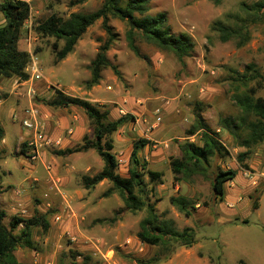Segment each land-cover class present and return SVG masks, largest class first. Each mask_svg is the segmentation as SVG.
I'll return each mask as SVG.
<instances>
[{
	"label": "rangeland",
	"instance_id": "374dc122",
	"mask_svg": "<svg viewBox=\"0 0 264 264\" xmlns=\"http://www.w3.org/2000/svg\"><path fill=\"white\" fill-rule=\"evenodd\" d=\"M26 1L31 17L19 48L31 55L30 79L24 83L0 79V94L6 95L0 100V125L6 133L0 141V191L4 192L0 206L7 213V226L13 216L28 218L38 210L50 213L51 228L47 234L36 231L37 251L17 250L19 262L83 264L89 257L90 264H264V143L240 164L239 155L247 150L219 127L221 118L239 113L230 81L234 72L244 73L255 64L264 76V22L251 28L252 41L241 49L222 43L211 30L214 22L229 14L243 15V5L256 0H224L218 6L211 0H153L150 14L166 13L173 34H187L195 43L194 52L183 62L140 41L142 57H138L126 40V23L111 19L118 36L108 57L121 75L109 68L91 90L86 87L89 66L106 39L102 22L92 26L74 52L59 63L53 48L56 40L42 38L36 28L52 14L68 18L94 12L103 0L76 7L70 6L72 0ZM4 23L0 13V26ZM33 60L40 79L33 74ZM58 90L110 111L109 121L134 117L113 136L117 173L128 176L134 143L149 140L151 145L141 151L140 160L147 169L163 174V185L145 177L151 190L147 202L161 219L175 221L180 230H194L192 248L173 244L167 257L165 248L142 243L138 233L147 210H125L117 193L106 197L112 188L108 181L91 190L83 186L82 177L95 176L104 163L94 150L59 154L81 146L86 135L93 138V128L81 108L48 105ZM257 97L264 98V87ZM197 115L218 134L230 156L214 158L206 175L183 181L173 165L182 160V145L194 136L200 143V132L189 135ZM28 119L38 130L24 127ZM23 143L28 145L27 154L21 152ZM218 168L238 172L233 182L225 184L222 201L213 190ZM178 196L194 202L197 210L191 218L171 204L170 199Z\"/></svg>",
	"mask_w": 264,
	"mask_h": 264
},
{
	"label": "trees",
	"instance_id": "16d2710c",
	"mask_svg": "<svg viewBox=\"0 0 264 264\" xmlns=\"http://www.w3.org/2000/svg\"><path fill=\"white\" fill-rule=\"evenodd\" d=\"M89 0H72L71 7L87 3ZM217 6L224 0H211ZM153 0H103L101 8L91 13H73L68 18L52 14L36 32L42 38H54L53 45L57 62L64 61L72 54L79 41L97 22H102L106 39L101 42L95 59L89 66L90 79L86 82L87 89L100 85L103 72L112 69L115 75L121 73L108 57L112 45L117 40V34L110 25L111 19L126 23L128 31L126 40L129 48L138 57H142L139 41L152 46L160 52L173 54L179 62L192 55L195 43L187 34L176 36L168 22L166 13L150 14ZM243 15L229 14L224 20L213 23L211 30L218 35L222 43H234L238 49L246 47L252 41L251 28L264 22V0H256L251 5H243ZM0 13L5 23L0 26V79H17L21 83L27 82L30 75L27 68L31 63V55L19 48L22 33L31 17V7L26 0L0 1ZM59 43L63 48L59 49ZM235 93L233 101L239 109L237 115L223 117L219 120V127L227 131L239 147L246 149L239 155L238 161L244 163L252 149L264 143V98L257 97L258 90L264 87V76L255 64L247 67L244 73L234 72L230 79ZM252 83H255L252 86ZM0 94V100L5 98ZM54 108L78 107L84 110L93 128V138L83 137V144L74 150L59 152L61 155L88 152L94 150L102 159L104 166L95 176H83L82 184L91 190L104 181L112 184L105 196L119 194L125 210L137 213L147 210L148 216L141 222L139 240L152 247L165 248L169 257L171 246L181 244L192 248L196 244L195 232L192 228L180 230L175 221L161 219L152 205L147 202L151 193L145 177L150 183L163 185V174L147 169L140 160V153L151 142L140 139L133 145L130 155L128 176L122 177L117 171L119 163L113 153V136L127 123L134 119L131 115L109 121L110 111H102L89 101L65 95L62 91H55L54 97L48 102ZM200 132L201 140L187 142L181 146L182 160L173 165L175 175H181L182 180L195 175H206L211 161L219 157L227 159L230 156L228 149L218 139V134L212 131L201 115H197L189 135ZM6 133L0 125V141L5 139ZM21 152L27 154L26 143H23ZM238 176L236 170L224 171L218 168L213 181V190L222 201L225 196V184L233 182ZM180 180V179H177ZM4 192L0 191V199ZM171 204L186 218H191L196 212L192 199L185 196L172 197ZM258 207L255 204L254 209ZM50 213H41L36 210L31 217L13 216L9 225L4 221L7 213L0 206V264H21L16 252L19 248L37 251L38 243L35 240L36 231L47 234L51 228ZM39 230V231H38ZM89 257L84 258L83 264H90Z\"/></svg>",
	"mask_w": 264,
	"mask_h": 264
},
{
	"label": "built area",
	"instance_id": "2783aa9c",
	"mask_svg": "<svg viewBox=\"0 0 264 264\" xmlns=\"http://www.w3.org/2000/svg\"><path fill=\"white\" fill-rule=\"evenodd\" d=\"M32 71H33V74L35 75V77H36L37 79H40V78H41V76H40V74H39V70H38V68H37V63L35 62V60L32 61ZM158 113H159V111H158ZM157 120L160 122V121H161V117L158 116V117H157ZM23 125H24V127H25L26 129H28V130H33V129L38 130V129H37L38 126H37L36 124H34L33 122H31L29 119H28V120H25V121L23 122ZM195 139H196L195 136L192 137V138L190 139V142H195ZM46 142L49 143V141H46ZM166 147H168L167 144H166Z\"/></svg>",
	"mask_w": 264,
	"mask_h": 264
},
{
	"label": "crops",
	"instance_id": "0c3cea01",
	"mask_svg": "<svg viewBox=\"0 0 264 264\" xmlns=\"http://www.w3.org/2000/svg\"><path fill=\"white\" fill-rule=\"evenodd\" d=\"M4 141V140H3Z\"/></svg>",
	"mask_w": 264,
	"mask_h": 264
}]
</instances>
